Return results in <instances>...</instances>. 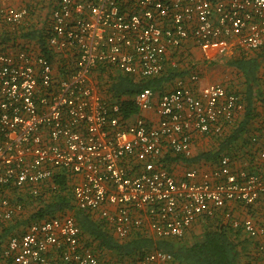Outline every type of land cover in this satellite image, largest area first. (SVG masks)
<instances>
[{
    "label": "built area",
    "instance_id": "1",
    "mask_svg": "<svg viewBox=\"0 0 264 264\" xmlns=\"http://www.w3.org/2000/svg\"><path fill=\"white\" fill-rule=\"evenodd\" d=\"M18 1L0 0V30L29 26ZM46 23L49 54L33 41L20 49L0 45V228L25 218V199L55 189L61 174L75 206L118 239L136 232L180 238L215 216L251 239L264 235V226L229 207H264L263 172L222 156L212 168L191 166L177 178L160 162L166 154L189 157L196 136H221L243 111L234 92L219 82L202 85L195 64L183 60L196 51L212 62L234 48H259L264 0H56ZM100 65L135 80L168 67L188 72L160 94L149 88L135 94L138 113L126 122L97 85ZM255 159L264 170V150ZM0 264L125 263L87 245L67 212L21 225L2 245ZM131 264L173 258L152 250Z\"/></svg>",
    "mask_w": 264,
    "mask_h": 264
},
{
    "label": "trees",
    "instance_id": "2",
    "mask_svg": "<svg viewBox=\"0 0 264 264\" xmlns=\"http://www.w3.org/2000/svg\"><path fill=\"white\" fill-rule=\"evenodd\" d=\"M35 7L34 5L28 6L29 14L36 12ZM46 24L41 26L30 24L26 28L20 26L12 32L2 26L0 45L20 49L33 41L43 53L49 54L45 42ZM226 60V64L233 67L244 78L245 89L242 95L244 115L231 134L217 138V145L212 151L198 153L192 159L193 161L200 159L216 161L220 156L227 154L233 144L241 143L240 139L244 138L242 135L254 116L253 97L259 94L257 78L259 56L231 55ZM186 72H188L186 68L168 67L159 75L135 80L109 66L100 65L95 69L93 76L107 101L119 104L120 115L127 122L138 113V108L133 101L135 94L144 88L152 89L160 94L172 85L177 76ZM54 182L56 183L55 189L49 188L43 195L25 199V218L14 219L7 225L1 226L0 249L7 237L17 233L21 225L69 212L74 215L87 245L91 246L101 257L112 261L131 264L149 251L161 250L172 255L173 264H245L247 262L245 261L247 259H242L243 256H248L246 250L249 246V237L240 227H233L229 222L217 218L218 216L199 220L180 238H154L145 233L136 232L127 238L118 239L102 220L75 206L71 184L66 176L59 174L54 178ZM17 199L22 200L20 196ZM252 246L255 248L254 251L260 254L258 247L256 248L257 245L253 243ZM257 259L261 258L254 257L249 263L256 264Z\"/></svg>",
    "mask_w": 264,
    "mask_h": 264
},
{
    "label": "crops",
    "instance_id": "3",
    "mask_svg": "<svg viewBox=\"0 0 264 264\" xmlns=\"http://www.w3.org/2000/svg\"><path fill=\"white\" fill-rule=\"evenodd\" d=\"M55 1L56 0H20L18 1V4L26 5L27 8L28 6L31 5L36 6L35 7V9H37L35 10L36 12L33 14H29L28 16V24L29 25L38 24V26H41L43 24H46L44 21L47 20L46 16H48L51 8L55 4ZM191 54L194 56V58L199 59V54L197 51L194 52V54L193 53ZM241 54L244 55L245 57H252L256 55L259 56L260 64L257 71L259 94L253 97L254 116L251 122L249 123V125L247 126L245 133L242 135L244 136V138L243 137L242 138L245 139V141L243 139H240V142L243 144L239 142L233 144L230 147L228 153L222 156L229 157L235 166H239V165L244 166V163L248 162L249 164H246L245 167H247L251 171H258L261 173L263 172L264 174L263 167L261 165H256L255 163L256 161L255 156L257 152L260 150H264V43L255 50L234 48L231 53L222 56L221 58L219 57V60L215 64L216 66L214 68L215 72L213 71L212 74H210L209 72L208 76L204 75V80L201 77V72L199 71V69L196 68L195 69L199 72L201 79L200 81L202 85L208 82L221 83L227 88V90L234 92L240 98L244 107V100L242 98L245 89L244 78L233 67H230L229 65L226 64L227 61L226 59H228L231 55L238 56ZM199 60H200V64L197 66L198 68L202 67L203 69H205L207 68V64L211 63V62H204L201 59ZM183 61H188L189 64L190 63L193 64L192 56H189L188 58L186 57ZM222 70L224 71V73L222 72ZM186 75L187 72L177 77H185ZM243 111L231 123L226 124L223 127V133L221 136H207V137L196 136L194 138V142L192 146V153L189 157L166 154L164 155V157L160 159L161 164L164 167H166L168 171L173 173L177 178H180L185 173L186 169L191 166L198 167L199 169H203V168L209 169L216 166L219 158L216 161L203 160V159H200L198 161H193L192 159L200 152L212 151L217 145V140H216L217 138H221L223 136L226 137L229 134H231L237 127L238 123L242 120L244 115ZM143 115H146L147 117H151L153 114L151 111H144ZM134 116L130 120H132ZM222 156H220V158ZM229 207L232 210V213L235 217L240 219V218H244L245 215H247L253 218V220L257 224L264 226V207L260 203L253 206H244L241 203H231ZM217 218L221 219L222 221H225L221 216H218ZM248 243L249 246L246 250L248 256L247 257L243 256L242 259V260L247 259L245 260L247 261L245 264H251L249 262H251L254 257L255 258L260 257L261 259L264 260V249L262 252H260V254H258L254 251L255 248L252 246L253 243L255 245L259 243H263L264 245V235L256 239L249 238ZM252 256L254 257L252 258ZM258 260L260 259H257V262Z\"/></svg>",
    "mask_w": 264,
    "mask_h": 264
},
{
    "label": "rangeland",
    "instance_id": "4",
    "mask_svg": "<svg viewBox=\"0 0 264 264\" xmlns=\"http://www.w3.org/2000/svg\"><path fill=\"white\" fill-rule=\"evenodd\" d=\"M194 54V53H193ZM192 57H194V56H192ZM194 59V61L193 62H195L194 64H195V67L197 68V69H199V71L201 72V77H202V79L204 80V75L205 76H208V74H209V72H210V74H212L213 73V71L215 70L214 68L216 67L215 66V64L217 63V61L219 60V58L218 59H216V61H213V62H211V63H209V64H207V68H205V69H203L202 67H197L199 64H200V60L199 59H196V58H193ZM219 67V66H218ZM220 68V67H219ZM215 72V71H214ZM222 72L224 73V71L222 70ZM169 87H171V86H169Z\"/></svg>",
    "mask_w": 264,
    "mask_h": 264
}]
</instances>
